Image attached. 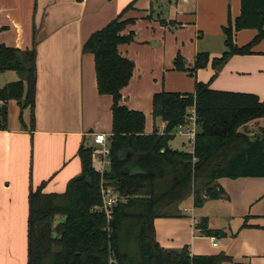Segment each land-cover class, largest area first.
<instances>
[{"label":"crops","instance_id":"0c3cea01","mask_svg":"<svg viewBox=\"0 0 264 264\" xmlns=\"http://www.w3.org/2000/svg\"><path fill=\"white\" fill-rule=\"evenodd\" d=\"M130 3L123 18L134 21L122 34L132 31L133 39L119 44L118 51L134 66L120 103L144 114L145 133L162 132L165 126L151 112L152 95L161 90L193 92L195 82L202 81L214 90L264 97V38L250 53L230 56L217 71L210 62L192 75L173 69L177 53L187 66L198 52L210 58L221 55L222 28L238 16L240 0H0V43L19 49L35 43L36 51L33 129L29 107L20 109L16 100L7 101V126L0 129V264L27 262L30 186L45 181V192H62L81 171L80 145L91 146L94 133L107 139L111 132V96L98 93L93 54L82 47L92 32ZM151 6L171 24L152 18ZM256 33L235 31L233 42L242 46ZM18 79L14 70L0 72V87ZM246 126L252 135L264 128V117ZM98 150L94 148L93 158ZM216 182L224 189L221 198L195 207L190 195L178 205L180 216L155 218L157 241L171 249L185 245L190 254L223 253L228 259L221 264H264V177H221ZM202 217L226 235H201L196 224ZM244 222L247 227H242Z\"/></svg>","mask_w":264,"mask_h":264},{"label":"trees","instance_id":"16d2710c","mask_svg":"<svg viewBox=\"0 0 264 264\" xmlns=\"http://www.w3.org/2000/svg\"><path fill=\"white\" fill-rule=\"evenodd\" d=\"M122 12L92 32L82 50L94 57L97 91L111 96V132L107 137L110 164L100 175L93 164L94 148H78L81 171L68 180L62 192H45V181L28 193L26 264H221L228 257L190 254L187 246L165 248L156 239L154 219L180 216L179 203L193 196V206L218 199L224 189L221 177H264V128L249 134L248 122L264 117V97L252 93L218 91L196 81L193 92L158 91L152 95V116L165 122L163 131L144 132V114L120 103L121 89L130 80L133 61L118 45L133 39L122 34L133 18ZM264 0H240L233 23L222 28L225 50L218 57L198 52L191 66L177 53L173 69L192 75L209 62L217 71L234 54H248L264 38ZM255 29L242 46L233 42L235 31ZM35 43L29 49L0 43V72L14 70L19 79L0 87V129L7 126V101L30 109L33 129L36 82ZM215 73L212 75V77ZM194 109L196 133L192 151L173 149V131ZM21 117V116H20ZM111 185L122 199L110 219L96 208L101 204L100 181ZM248 225L244 222L242 227ZM201 235L223 237L202 217L196 224Z\"/></svg>","mask_w":264,"mask_h":264},{"label":"built area","instance_id":"2783aa9c","mask_svg":"<svg viewBox=\"0 0 264 264\" xmlns=\"http://www.w3.org/2000/svg\"><path fill=\"white\" fill-rule=\"evenodd\" d=\"M185 123L188 124L187 127H184L182 129L181 125H179L176 131L174 133L172 132V134L185 136L187 141L193 146L194 137L196 133L195 114L193 108L189 109V116ZM93 142L100 146L99 150L96 151V153L98 152V155L93 158V162L96 170L102 176V174L105 173L110 164V160L108 157L109 146L107 143L106 136L103 133H94ZM100 197L101 204L98 205L96 208L101 209L104 212L106 219H110L113 207L118 201L122 199V197L113 186L105 184L102 178L100 181Z\"/></svg>","mask_w":264,"mask_h":264},{"label":"rangeland","instance_id":"374dc122","mask_svg":"<svg viewBox=\"0 0 264 264\" xmlns=\"http://www.w3.org/2000/svg\"><path fill=\"white\" fill-rule=\"evenodd\" d=\"M152 7L153 6H151L150 7V9L148 10V13H149V15L152 17V18H157L160 22H164L165 24H171V20H168L167 18H165L164 17V15H160V14H157V12H156V9L157 8H154L153 10H152ZM167 35V34H166ZM165 35V44H166V46H165V53H166V55H168V53H169V49L171 48L170 46H169V41H167L168 40V37ZM13 107H11V113H10V118H12V115H13ZM9 118V119H10ZM188 123V122H187ZM181 125V127H182V129L184 128V127H187V125L188 124H186V123H182V124H180ZM179 126V125H178ZM178 126L173 130V131H171V132H175L176 131V129L178 128ZM195 128H196V126H195ZM246 128H247V126L245 125V126H242L241 127V129L242 130H246ZM247 131V130H246ZM159 133H161V132H159ZM182 142L184 143V144H182ZM89 143H90V145L91 146H93L94 148H98V147H100L99 145H96L94 142H91V141H89ZM169 143H170V145L174 148V149H183V150H188L189 148L190 149H192V147H191V145L189 144V142L187 141V139H186V137L185 136H181V135H177V134H174V137L169 141Z\"/></svg>","mask_w":264,"mask_h":264}]
</instances>
